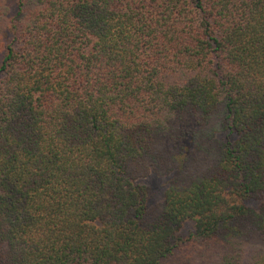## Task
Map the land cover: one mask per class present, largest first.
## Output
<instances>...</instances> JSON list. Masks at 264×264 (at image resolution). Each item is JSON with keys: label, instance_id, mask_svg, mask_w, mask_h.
Instances as JSON below:
<instances>
[{"label": "trees", "instance_id": "obj_1", "mask_svg": "<svg viewBox=\"0 0 264 264\" xmlns=\"http://www.w3.org/2000/svg\"><path fill=\"white\" fill-rule=\"evenodd\" d=\"M6 1L0 264H264V0Z\"/></svg>", "mask_w": 264, "mask_h": 264}, {"label": "rangeland", "instance_id": "obj_2", "mask_svg": "<svg viewBox=\"0 0 264 264\" xmlns=\"http://www.w3.org/2000/svg\"><path fill=\"white\" fill-rule=\"evenodd\" d=\"M6 5L9 8L10 13L12 14L15 9V0H7ZM167 181H168L167 177H157L153 174H149L147 177L140 180V183L148 188L147 206L150 207L162 200L163 193L167 187ZM245 204L246 206L251 207L253 209H255L258 205V203L254 201H248ZM192 226H193L192 222L185 221L182 224L178 234L181 237L186 236L189 232L192 231Z\"/></svg>", "mask_w": 264, "mask_h": 264}]
</instances>
